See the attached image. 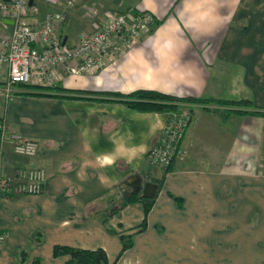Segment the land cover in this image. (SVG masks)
Instances as JSON below:
<instances>
[{"label":"crops","instance_id":"obj_1","mask_svg":"<svg viewBox=\"0 0 264 264\" xmlns=\"http://www.w3.org/2000/svg\"><path fill=\"white\" fill-rule=\"evenodd\" d=\"M133 9L154 19L141 39L104 58L95 76H59L60 86L199 98L219 94L215 68L235 66L243 94L264 107V0H138ZM110 11L118 10L101 17ZM67 23L63 37L75 44L82 32ZM6 76L0 71V81ZM31 85L0 109L11 135L37 141L38 154L21 156L6 142L0 172L34 162L48 175L39 192L0 195V264H70L71 252L56 256V246L103 249L109 264H264V112L230 122L197 107L163 178L152 172L149 151L165 115L59 92L32 95L42 88ZM129 133L130 144L147 146L142 158L98 167L96 155ZM149 181L160 185L147 213L138 188Z\"/></svg>","mask_w":264,"mask_h":264},{"label":"built area","instance_id":"obj_2","mask_svg":"<svg viewBox=\"0 0 264 264\" xmlns=\"http://www.w3.org/2000/svg\"><path fill=\"white\" fill-rule=\"evenodd\" d=\"M33 6L29 0H0V71H6L10 85L37 80L50 82L51 69L60 65L71 72H92L103 64L104 58L113 59L125 48L137 43L154 22L152 16L143 11H110L104 14L103 20L106 19L99 26L100 30L82 34L78 44L74 45L55 37V16L44 20L35 17L34 21H29L25 13ZM6 19H12L13 24L5 23ZM11 92V87H8L7 95L10 96ZM2 114L0 112V147L11 142L16 153L35 155L39 150L38 144L12 136ZM183 114L174 112L169 116L159 143L150 151V158L160 166H169L181 152L182 139L190 119ZM37 181L31 177L24 181L30 187L29 193L42 189L43 185L36 187ZM5 239L4 232H0V244Z\"/></svg>","mask_w":264,"mask_h":264},{"label":"rangeland","instance_id":"obj_3","mask_svg":"<svg viewBox=\"0 0 264 264\" xmlns=\"http://www.w3.org/2000/svg\"><path fill=\"white\" fill-rule=\"evenodd\" d=\"M137 1L138 0H33L32 4L34 6L32 8H28L25 14L29 16L28 18L29 21H34L35 17H37V19L44 20L48 16H55L57 20L55 23V29H56L57 36L55 37L64 42L65 39L63 36L65 35V32L62 30V26L64 25L66 21L69 23V20H70V23H75L78 25L77 33L80 30L82 34H86V33L91 34L93 32L100 30L99 26L103 24V17H101V14L103 12H105L106 10H118L121 12H125V11L135 8ZM77 35H78V40H76L77 42L75 44H78L80 37H81V35L79 37V33L76 35L73 34V36L75 37H77ZM115 56L113 57V59L115 58ZM103 65L104 64H102L100 67H102ZM100 67L92 70V72H87V73L71 72L67 69V67L63 65L54 67L51 69V76H52L51 81L50 82H48L47 80L35 81L37 85L39 84L38 87L42 89H36L35 91L32 92V95H35V94H42V95L46 94L47 95L51 92H59L58 94L60 97L62 96L76 97V98H81V99L89 98L90 100L93 99L94 101L115 102V103L122 102V103L128 104L127 102H124L125 99L128 98V96H126L127 95L126 93H122L118 91H106V90H101L98 88H78V89L64 88L63 86H60L58 84L59 76L63 77L66 74L76 75V76H80V75L95 76L99 73L98 71ZM239 73H240V70L236 68L235 66L215 68V75L217 76V79H215L214 85H215V90H218L220 87V90L218 92L219 94L201 97L204 100H208L202 103L196 102L195 100H189V99L179 100L178 98L176 100H173L172 98L171 99L165 98L164 99L165 101H162V103L165 104L164 105L165 107L162 108V110L161 109L154 110V109L149 108L150 109L149 111L153 114L162 113L163 115L167 117V121H168L169 116L174 112L175 114H178V115H182L184 113L183 116L188 115L190 117L187 123L188 124L187 128L188 126H190V123L194 116V112L197 109V107L208 109L215 113H219L223 118L227 120L229 119L230 122H233L237 118L238 120H241L243 118L242 117L243 114L245 113L253 114L256 111L264 112L263 111L264 107L257 106L249 96H246L247 95L246 91H245L246 95L243 94L242 88L238 85ZM1 80L2 81H0V89H1L0 96L2 97H0V103L1 102L7 103L16 94L24 93L26 91L28 93L30 92L28 90H32V88H30L31 83L10 85L8 83L7 78L1 79ZM8 87H11V91H12L10 93V96H8L6 93V89ZM138 90H141V89H138ZM144 90H149V89H144ZM114 93L115 94L121 93V96L124 99L116 98L117 96ZM172 105H175V107L172 108L173 107ZM144 107L145 106H143L142 108ZM0 112L1 114L3 113L1 109H0ZM2 116H3L4 121L6 122L7 119L5 115L2 114ZM262 116H263L262 118H264V115ZM248 117L249 115H247V117L245 118H248ZM251 118L245 119V120H248L246 122L251 121L252 120ZM237 122H240V121H237ZM163 128L164 127H162V131H163ZM161 136H162V133L159 135L158 141L161 138ZM184 138L185 136H183V139ZM26 140L28 139H23V141H26ZM32 141L36 142L40 148V145L37 141L35 140H32ZM262 141L264 142V137ZM155 143H157V141ZM150 151H149V160L151 162L150 165L151 166L153 165L152 172H155L156 176H159V175L164 176L165 174L167 175L168 172H170V169H172L174 161H172V163L169 166H167L168 168L160 166L158 162L154 161L153 158H150ZM37 154L38 153H36L33 156L32 155H23V156L24 157H35ZM26 159H30V158H26ZM47 175L48 174H47L46 169L44 167H41L35 164L34 162L32 164L28 162H25L21 165L18 164V166L16 165L13 171H10L8 173L0 172V176H1L0 195L9 197V195H6L7 193L16 194V195H21V194H24L25 192L27 193L30 190V187L26 186L24 181L28 177L37 179L38 181L36 183V187L40 188L41 185H43L44 181L47 180ZM166 175L163 178H165ZM160 178L161 177H159V180ZM160 181H163V179ZM4 234L6 235V232H4ZM86 257H87L86 254H84L83 252H80L79 254H77V257H75V252L72 251L70 264H82L83 260H88V258ZM97 260L100 262V264H103L101 258H98Z\"/></svg>","mask_w":264,"mask_h":264},{"label":"trees","instance_id":"obj_4","mask_svg":"<svg viewBox=\"0 0 264 264\" xmlns=\"http://www.w3.org/2000/svg\"><path fill=\"white\" fill-rule=\"evenodd\" d=\"M30 88H35L34 86L30 85ZM27 93V91H26ZM115 94V93H114ZM112 94V95H114ZM117 97L116 98H123L121 96V93H116L115 94ZM126 96H128L127 99H125L124 102H127L131 107L134 108H138V109H142V110H150L154 109V110H162V108H164L165 104L162 103V101H165V98L168 99H173L176 100L179 98V100H195L196 102H204V101H208V100H204L203 98L199 97H177L175 95H170V94H166L157 90H136L130 94H127ZM124 99V98H123ZM143 106H145L144 108H142ZM174 108L175 105H172ZM256 113V112H255ZM174 161V160H173ZM162 182V181H161ZM160 185V184H159ZM9 195V197H13L15 196L14 194H6ZM155 197V196H154ZM147 198L144 197L143 200H145L146 202V212L148 213L149 209L151 208L154 199L155 198ZM126 236H124V240H125V247H126ZM72 251L75 252V257H77V254H79L80 252H83L84 254H86V258H88V260H83L82 264H100V262L97 260L98 258L102 259L103 264H109L107 256L105 254V252L103 251V249H97L95 251H89V250H77V249H73V248H69V247H65V246H56L55 247V255H60L63 253H69ZM22 255H25V253H22ZM34 264H39L38 262H35Z\"/></svg>","mask_w":264,"mask_h":264},{"label":"clouds","instance_id":"obj_5","mask_svg":"<svg viewBox=\"0 0 264 264\" xmlns=\"http://www.w3.org/2000/svg\"><path fill=\"white\" fill-rule=\"evenodd\" d=\"M156 131L157 128L150 125L149 134H154ZM131 139V133L128 134L127 139L124 136L112 138V149L97 154L95 157V164L101 169H106L115 167L118 161H125L131 164L134 160L142 158L147 152V146L144 143L130 144L128 141Z\"/></svg>","mask_w":264,"mask_h":264},{"label":"water","instance_id":"obj_6","mask_svg":"<svg viewBox=\"0 0 264 264\" xmlns=\"http://www.w3.org/2000/svg\"><path fill=\"white\" fill-rule=\"evenodd\" d=\"M5 1H10V0H5ZM31 3H33V0H31ZM9 24H13L12 19H6L5 20ZM66 42V38L64 40V43ZM159 185L156 183H153L151 181L146 182L144 186H140L138 188V192H143V195L147 198H153L158 190Z\"/></svg>","mask_w":264,"mask_h":264},{"label":"flooded vegetation","instance_id":"obj_7","mask_svg":"<svg viewBox=\"0 0 264 264\" xmlns=\"http://www.w3.org/2000/svg\"><path fill=\"white\" fill-rule=\"evenodd\" d=\"M158 181V180H157Z\"/></svg>","mask_w":264,"mask_h":264}]
</instances>
